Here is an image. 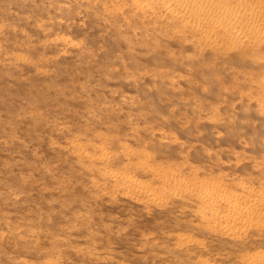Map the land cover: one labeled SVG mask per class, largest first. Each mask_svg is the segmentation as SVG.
Masks as SVG:
<instances>
[{
	"label": "rangeland",
	"instance_id": "1",
	"mask_svg": "<svg viewBox=\"0 0 264 264\" xmlns=\"http://www.w3.org/2000/svg\"><path fill=\"white\" fill-rule=\"evenodd\" d=\"M243 6L253 30L205 34L162 0H0V264H257L264 0Z\"/></svg>",
	"mask_w": 264,
	"mask_h": 264
},
{
	"label": "bare ground",
	"instance_id": "2",
	"mask_svg": "<svg viewBox=\"0 0 264 264\" xmlns=\"http://www.w3.org/2000/svg\"><path fill=\"white\" fill-rule=\"evenodd\" d=\"M166 9H170L181 20L208 31H224L238 34L245 30H253L256 26L255 13L250 7H241L240 10L229 7V0H162ZM228 207L236 214L241 215L245 210L236 204L227 202ZM233 221V220H231ZM227 222L224 221V223ZM257 264H264V255L257 259Z\"/></svg>",
	"mask_w": 264,
	"mask_h": 264
}]
</instances>
